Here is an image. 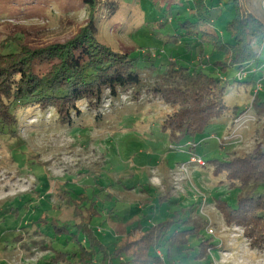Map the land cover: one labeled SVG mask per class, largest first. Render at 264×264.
Wrapping results in <instances>:
<instances>
[{
	"label": "rangeland",
	"instance_id": "1",
	"mask_svg": "<svg viewBox=\"0 0 264 264\" xmlns=\"http://www.w3.org/2000/svg\"><path fill=\"white\" fill-rule=\"evenodd\" d=\"M36 1L0 0V53L16 51L19 42L39 47L65 41L89 20L79 4L82 0H41L24 15ZM173 1L180 0H118L119 10L112 17L100 12L96 18L98 40L135 58L150 85L169 60L185 49L171 35L178 18L185 17L186 5H173L175 18L168 23L169 13L162 7ZM241 3L264 21V0ZM223 8L220 34L229 39L224 17L231 11L224 13ZM160 19L165 22L161 24ZM147 52L152 59L144 56ZM260 52L264 62V44ZM198 54L190 56L187 64L193 66L197 58L203 67L208 66L209 50L205 56ZM186 55H181V64H186ZM234 83L228 85L227 102L244 109L256 89ZM262 83L259 93L264 99ZM138 96L132 99L130 92H124L118 99H107L98 108L105 115L102 120L89 115L62 122L53 108L36 107L33 114H24L15 132L0 131V264H43L52 251L40 247L41 239L47 243L53 238L55 248L61 247L58 237L75 231L83 219L70 206L82 196L91 206L94 193L103 208L89 226L107 243L124 236L138 222L148 226L171 216L184 219L193 208L208 220L204 235L214 244L211 251L198 261L195 249L174 247L168 256L159 249L164 264H264V249L254 247L243 229L227 224L215 206L219 198L234 204L241 190L229 189L226 180L221 183L226 176L215 175L211 163L194 162L182 172L178 167L192 155L206 161L256 152L264 145V114L259 116L250 108L236 118L226 113L210 124L206 142L176 146L161 129L170 106L144 90ZM50 222L59 224L61 231ZM69 224L73 227L62 229Z\"/></svg>",
	"mask_w": 264,
	"mask_h": 264
},
{
	"label": "trees",
	"instance_id": "2",
	"mask_svg": "<svg viewBox=\"0 0 264 264\" xmlns=\"http://www.w3.org/2000/svg\"><path fill=\"white\" fill-rule=\"evenodd\" d=\"M39 3L41 0L23 14ZM79 4L88 12L89 20L73 37L39 47L19 42L16 51L0 53V131L15 132L14 127L24 114H33L36 107L43 111L53 108L57 121L62 122L72 123L89 115L102 120L105 115L98 108L107 99H118L124 92L138 99L142 90L170 106L161 129L176 146L206 142L210 124L226 113L236 118L250 108L259 116L264 114V99L259 93L260 84L264 83L260 52L264 44V21L246 11L241 0H180L163 4L169 13L167 23L175 18L171 12L173 5H186L185 17L178 18L175 34L171 35L185 49L169 60L165 71L151 85L139 71L135 58L97 38L98 14L103 12L104 16L112 17L119 10L118 0H82ZM222 6L224 13L231 11L229 17H224V31L229 39H223L220 34ZM160 22L165 21L160 19ZM208 50V66L203 67L197 58L193 59V66L187 64L194 53L205 56ZM182 54H187L186 64L180 62ZM144 56L152 59L150 52ZM242 72L247 75L241 76ZM234 82L253 85L256 89L251 103L244 109L227 102L228 85H235ZM186 151L190 153L191 148ZM207 162L213 165L215 175L225 174L226 179L221 183L226 180L229 189L241 190L234 204L224 198L216 200L222 218L227 224L243 229L254 247L264 249V145L254 153L188 163L206 166ZM104 190L102 187L101 191ZM169 195H164L165 199ZM85 199L82 196V200L70 206L83 219L75 231L58 237L63 241L61 247L55 248L53 238L47 243L41 239L40 247L52 251L43 264H164L159 249H164L168 256L174 247L195 249V258L200 261L214 245L204 235L208 220L193 208L184 219L171 216L148 226L138 222L124 236L107 243L89 226L91 219L102 211L101 198L96 199L94 193V203L90 201L89 207ZM50 225L61 231L59 224L50 222ZM71 227L63 225L62 229Z\"/></svg>",
	"mask_w": 264,
	"mask_h": 264
},
{
	"label": "built area",
	"instance_id": "3",
	"mask_svg": "<svg viewBox=\"0 0 264 264\" xmlns=\"http://www.w3.org/2000/svg\"><path fill=\"white\" fill-rule=\"evenodd\" d=\"M247 72L244 73V75H246ZM241 76H243L241 74ZM190 162H198V163H203V160L201 158H196V157H192L190 159ZM188 166H189V163H182L181 165H179V171L182 172V170H187L188 171Z\"/></svg>",
	"mask_w": 264,
	"mask_h": 264
}]
</instances>
